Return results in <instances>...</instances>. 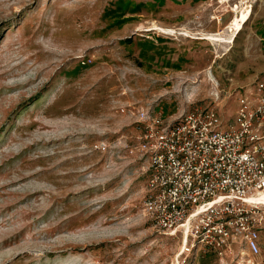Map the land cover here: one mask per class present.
I'll use <instances>...</instances> for the list:
<instances>
[{"label":"rangeland","instance_id":"1","mask_svg":"<svg viewBox=\"0 0 264 264\" xmlns=\"http://www.w3.org/2000/svg\"><path fill=\"white\" fill-rule=\"evenodd\" d=\"M217 9L0 0V264H222L207 251L181 254V236L142 211L148 177L127 157L136 117L122 111L213 105L236 117L244 88L264 76V0L234 44L197 38L232 21L214 20ZM260 237L254 264H264Z\"/></svg>","mask_w":264,"mask_h":264},{"label":"built area","instance_id":"2","mask_svg":"<svg viewBox=\"0 0 264 264\" xmlns=\"http://www.w3.org/2000/svg\"><path fill=\"white\" fill-rule=\"evenodd\" d=\"M209 1L221 23L243 10L251 19L259 0ZM244 89L231 119L213 105L176 116L154 106L122 109L136 117L127 157L148 177L141 209L161 232L181 236V254L201 250L222 264H254L261 251L264 203L256 198L264 193V76Z\"/></svg>","mask_w":264,"mask_h":264},{"label":"bare ground","instance_id":"3","mask_svg":"<svg viewBox=\"0 0 264 264\" xmlns=\"http://www.w3.org/2000/svg\"><path fill=\"white\" fill-rule=\"evenodd\" d=\"M249 14L250 12H248L247 10H243L241 15L240 14L237 15L233 19L232 23L229 26H227L224 30L214 32V33H203L202 37H197V38L206 39L213 43L220 42V43L234 44L238 35L245 28L247 22L250 20ZM156 29H159L160 31L166 34H175L178 32L176 29H173V28L157 27ZM178 33H180V35H188V33L186 32H178ZM209 72H210L209 73L210 79L213 81L216 80L214 78L213 73L211 71ZM256 199L264 203V193H262Z\"/></svg>","mask_w":264,"mask_h":264},{"label":"crops","instance_id":"4","mask_svg":"<svg viewBox=\"0 0 264 264\" xmlns=\"http://www.w3.org/2000/svg\"><path fill=\"white\" fill-rule=\"evenodd\" d=\"M214 19V18H213ZM215 20V19H214ZM218 22V21H217ZM219 23V22H218Z\"/></svg>","mask_w":264,"mask_h":264}]
</instances>
